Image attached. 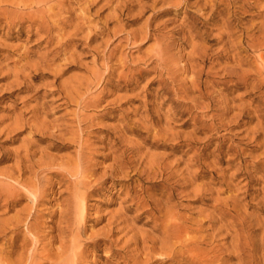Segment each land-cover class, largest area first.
<instances>
[{"label":"rangeland","instance_id":"1","mask_svg":"<svg viewBox=\"0 0 264 264\" xmlns=\"http://www.w3.org/2000/svg\"><path fill=\"white\" fill-rule=\"evenodd\" d=\"M11 1L0 0V264H18L36 239L26 223L40 231L37 264L55 262L62 238L65 263L77 252L79 264H137L126 242L161 236L167 211L191 246L150 264H264V0H63L49 11L52 33ZM160 45L165 67L153 63ZM78 181L86 222L71 229L86 227L81 240L63 231V212L79 213Z\"/></svg>","mask_w":264,"mask_h":264},{"label":"bare ground","instance_id":"2","mask_svg":"<svg viewBox=\"0 0 264 264\" xmlns=\"http://www.w3.org/2000/svg\"><path fill=\"white\" fill-rule=\"evenodd\" d=\"M6 1V0H5ZM233 1H240V0H230V2H233ZM8 2H10V1H7V3ZM12 3V5H17L19 8L22 6L23 8H24V11L23 10H21V9H19V10H17V9H15L14 8V6H11L12 8H14V10L16 11L15 13L16 14H22V15H25V16H28V18L30 19V21H35L36 22V24L37 23H39L40 24V26H41V28L43 29V31L45 30L46 32H51L55 27V25H52L51 23H50V20L49 19H51V18H53V16L51 17L50 15H48V14H50L51 12H49L51 9H53L55 6H61L62 4H64L63 2V0H12L11 1ZM212 2H214L213 0H211V3ZM237 3V2H236ZM215 5V4H214ZM17 6H15V7H17ZM63 6V5H62ZM10 7V6H9ZM9 8L8 7H3V8H0V12L1 11H7ZM11 10V9H10ZM21 10V11H20ZM52 11V10H51ZM3 13V12H2ZM4 14V13H3ZM24 16V17H25ZM62 16V15H61ZM16 17V16H15ZM51 17V18H50ZM55 17V16H54ZM60 18V17H59ZM1 20V19H0ZM66 21V20H65ZM35 22H32V24L33 23H35ZM55 23V22H54ZM62 23H64V21H62ZM228 24H226L225 26H227ZM229 27H230V25H228ZM228 28V27H227ZM227 28H225L224 27V30L225 29H227ZM231 29V27L228 29V30H230ZM227 30H225L224 31V35H225V32H226ZM229 32V31H228ZM48 33V34H49ZM52 33V32H51ZM247 33H248V31H247ZM230 33H228V34H226V35H228V36H230L229 35ZM245 34V33H244ZM56 35V34H55ZM223 35V36H224ZM49 36V35H48ZM51 36V35H50ZM222 35H221V37H223ZM232 36V35H231ZM230 36V37H231ZM234 36V35H233ZM242 36H243V34H242ZM241 36V37H242ZM229 37V38H230ZM235 37V36H234ZM234 37L232 38L233 40H234ZM226 38H227V36H226ZM229 38L227 39V40H229ZM236 38H238V36L236 37ZM235 38V39H236ZM239 38H240V36H239ZM245 38V37H244ZM221 39H223V38H221ZM225 39V38H224ZM232 39H231V41H232ZM242 39H243V37H242ZM220 40V39H219ZM238 40V39H237ZM236 40V41H237ZM252 40H254V39H252ZM231 41H226V42H228L229 44L231 43ZM221 42H223V40H221ZM228 43H227V48L229 47V45H228ZM233 43V42H232ZM240 43H241V41H240ZM223 44V46H225L224 45V42L222 43ZM226 44V43H225ZM236 44H237V42H236ZM253 44V43H252ZM163 45H165V43L164 44H162V46ZM234 45V44H233ZM232 45V46H233ZM238 45V44H237ZM242 45V44H241ZM241 45H240V47H241ZM161 45H160V48H158V50H156L155 52V54H156V61L154 60V62L153 63H155V65H156V67L157 66H162L163 64H165L164 63V61H167L166 59H164L163 60V56H164V49H162L161 47H162ZM239 46V45H238ZM253 46V45H252ZM234 47H237V46H234ZM251 47V46H250ZM255 47V46H254ZM253 47V48H254ZM163 48H164V46H163ZM224 48V47H223ZM230 48H231V46H230ZM233 48V47H232ZM252 48V49H253ZM237 49H241V48H238L237 47ZM255 49V48H254ZM227 51H228V49H226ZM242 50V49H241ZM241 50H239V51H241ZM245 50V49H244ZM244 50H242V51H244ZM247 50V49H246ZM245 50V51H246ZM233 52H236V50H232ZM231 51V52H232ZM255 51V50H254ZM220 52V51H219ZM230 52V51H229ZM237 52H238V50H237ZM222 53V52H221ZM221 53H220V56H221ZM239 54V53H238ZM166 55V54H165ZM235 55H237V54H235ZM241 55H242V53H241ZM241 55L239 56V55H237V56H239V57H241ZM203 56H205V54L203 55ZM203 56H202V58H203ZM219 56V57H220ZM223 56V55H222ZM165 57V56H164ZM218 57V58H219ZM227 56H225V58H226ZM235 57V56H234ZM155 58V57H154ZM201 57H199V59H200ZM201 58V59H202ZM205 58V57H204ZM203 58V59H204ZM207 58V57H206ZM224 58V59H225ZM228 58V57H227ZM198 59V60H199ZM220 59V58H219ZM223 59V58H222ZM236 59V58H235ZM197 60V59H196ZM237 60V59H236ZM241 60H243V58H241ZM240 60V61H241ZM204 61H206V60H204ZM239 61V62H240ZM244 61V60H243ZM237 62H238V60H237ZM238 62V63H239ZM210 63V62H209ZM243 64H244V62H242ZM240 64V63H239ZM200 65H201V63H200ZM164 66V65H163ZM165 66H167L166 64H165ZM164 66V67H165ZM242 66V65H241ZM155 67V66H154ZM155 67V68H156ZM164 67H162V68H164ZM155 68H154V70H155ZM199 68H200V66H199ZM202 68V67H201ZM159 69V68H158ZM165 69V68H164ZM156 70H157V68H156ZM156 70H155V72H156ZM264 70V69H263ZM202 71H203V69H202ZM261 71L262 70H260V73H261ZM257 72H258V69H257ZM196 74H197V72H195ZM200 74L202 73L201 71L199 72ZM259 73V72H258ZM263 73V72H262ZM195 74V75H196ZM199 74V75H200ZM198 75V76H199ZM208 75V74H207ZM259 75V74H258ZM261 75V74H260ZM263 75V74H262ZM201 76V75H200ZM196 78H197V76H195ZM202 77V76H201ZM198 79V78H197ZM240 79V78H239ZM196 81V80H195ZM195 81H193V82H195ZM199 81H201V79L199 80ZM198 81V82H199ZM196 83V82H195ZM200 83V82H199ZM203 83V82H202ZM197 84V83H196ZM196 84H193V85H195V86H193V85H191L192 87H194L195 88V90H196ZM201 84V83H200ZM223 84V83H222ZM237 84V83H236ZM198 85V84H197ZM199 86V85H198ZM238 86V85H237ZM191 87V88H192ZM236 87V86H235ZM199 88H201V85L199 86ZM199 88L197 89V90H199ZM193 89V88H192ZM195 90H194V92H195ZM75 98V97H74ZM196 103V102H195ZM197 105V104H196ZM194 107H196L195 105H194ZM27 114V113H26ZM17 122H19V121H17ZM261 126V125H260ZM159 135H160V133H159ZM158 135V136H159ZM162 137V135L159 137V138H161ZM167 137V136H166ZM164 138V136H163V138H164V140L165 139H167V138ZM156 138V137H155ZM158 138V139H159ZM162 138V139H163ZM161 139V140H162ZM129 149V148H128ZM127 150V149H126ZM134 150V149H133ZM25 152V151H24ZM127 152V151H126ZM128 152H129V150H128ZM134 152V151H133ZM132 152V153H133ZM125 155V153L124 154H122V155H120L119 154V156H117V158H116V163H118V162H120V161H123L124 160V156ZM25 158V157H24ZM84 158V157H83ZM126 158V157H125ZM26 159V158H25ZM142 160L143 159H140V161H141V164H142ZM78 161V160H77ZM125 161V160H124ZM123 161V162H124ZM137 161V163H139L138 162V160H136ZM122 162V163H123ZM126 162V161H125ZM132 162V161H131ZM134 162H135V160H134ZM115 163V164H116ZM121 163V162H120ZM128 163V162H127ZM152 163V162H151ZM151 163H149V165H147L148 167L151 165ZM17 164V163H16ZM132 164V163H131ZM136 164V163H135ZM153 164V163H152ZM155 164V163H154ZM199 164V163H198ZM19 165H20V170L18 169V173H19V176H21L25 171V169L23 168V166H22V164L21 163H19ZM140 164H138V167H140L139 166ZM143 165V164H142ZM114 166V165H113ZM115 166H117V165H115ZM131 166V165H130ZM136 168H137V166L136 165H134ZM146 166V167H147ZM152 167H155V166H151V167H149L150 168V170H152ZM17 168V167H16ZM77 169L78 168H76V170H74V172L76 173V172H78L77 171ZM112 169H114V167H112ZM133 169V168H132ZM161 169V168H160ZM32 170V169H31ZM115 170V169H114ZM114 170H112V171H114ZM133 170H135V169H133ZM137 170V169H136ZM135 170V171H136ZM144 170V169H143ZM147 170V169H146ZM149 170V171H150ZM62 171H63V169H62ZM67 171L69 172V173H71L72 171L70 170V169H67ZM120 171H121V169H120ZM134 171V172H135ZM141 171V170H140ZM139 171V172H140ZM64 172V171H63ZM122 172V171H121ZM153 173H154V171H152ZM147 173V172H146ZM146 173H144V175H143V172L141 173L143 176H145V174ZM59 174V173H58ZM57 174V175H58ZM72 174V173H71ZM137 175V174H135L134 173V175L135 176H132L131 178H130V180H131V182H132V186L133 185H135V184H137L138 186H140V187H143V186H141V181H142V178H141V176L142 175ZM156 174V173H155ZM154 174V175H155ZM61 175H63V176H65L64 174H61ZM149 175V174H148ZM193 175V174H192ZM195 175H197V174H195ZM193 176L192 177V179L195 177V179H196V176ZM14 175H11L10 174V176L8 177V179H10V180H13V179H11V178H14L13 177ZM56 176V175H55ZM142 176V177H143ZM56 177H58V176H56ZM74 177V176H73ZM127 177H128V173H127ZM151 177V174L149 175V177H147V179L148 178H150ZM198 177V176H197ZM19 178V177H18ZM59 178V177H58ZM63 178V177H62ZM152 178V177H151ZM146 179V178H145ZM70 180V179H69ZM149 181H150V179H148ZM20 181L21 180H18V179H15V182H17L18 184H20ZM62 181H63V179H62ZM190 181H192V180H190ZM189 181V182H190ZM44 182V181H43ZM83 182V181H82ZM87 182V181H86ZM143 182V181H142ZM25 183V182H24ZM76 183V185H75V190L73 191V194L75 193L77 196H76V198L78 199L79 197L78 196H82V199H81V201H80V203H78V209H79V213H77L76 212V210H75V212L77 213H75L74 211L72 212V210H74L73 209V207L74 206H71L70 205V209H71V207H72V210H70V212H69V210H67V211H65V212H63V214H64V219L66 220L65 221V224L67 225V227L63 230V231H68V232H70L71 231V235L72 236H74V238L75 239H79V237L80 236H82V233L84 232V231H86V227H78V228H76V229H71V227H73L72 226V224L75 222L76 223V220H78L77 218H79L80 219V221L81 222H83L84 220H85V218H86V211H87V203H86V201H87V197L86 196H84V194H82L81 193V188L79 187L81 184H79V181L78 182H75ZM192 183V182H191ZM190 183V184H191ZM83 184H84V182H83ZM144 184V183H143ZM192 186H194V185H196L195 184V182H194V184H191ZM24 186V185H23ZM185 186H186V184H185ZM189 186V185H188ZM187 186V187H188ZM197 186V185H196ZM14 187V186H13ZM191 187V186H190ZM200 186H198L197 188H199ZM25 188H27L26 186H25ZM146 188V187H145ZM172 188V187H171ZM183 188V187H182ZM194 189H195V191L197 192V194H199L198 193V191L196 190V187H193ZM28 189V188H27ZM168 189V188H167ZM186 189V188H185ZM191 189V188H190ZM153 190V189H152ZM181 190V189H180ZM201 191H202V189H200ZM90 191V190H89ZM143 191H145V190H143V188H141V190L139 191V192H143ZM146 191H147V189H146ZM146 191H145V193H146ZM173 191V190H172ZM179 191V190H178ZM182 191V190H181ZM193 192H194V190H192ZM191 191V192H192ZM5 192H8L7 194V196H8V198H7V205H6V208H11V206H13L16 202L15 201H11V198H12V196L14 195L13 193H12V191H11V188H9V190H5ZM28 192H31V194H32V197H34V205L35 204H37V205H39L40 204V199H41V197H40V195H44V192L42 191V190H40V192H38V191H36L35 189H34V187H33V185L32 186H29V191ZM139 192H138V195H139ZM175 192H177V191H175ZM190 192V193H191ZM196 192H195V194L193 193H191L193 196L195 195L196 196ZM3 193V192H2ZM95 193V192H94ZM148 193V192H147ZM171 193V192H170ZM182 193H184V192H182ZM173 194H175L174 192H173ZM16 195H18V194H16ZM146 195V194H145ZM170 195V194H169ZM190 195V194H189ZM165 196V195H164ZM191 196V195H190ZM73 197V200H74V196H72ZM89 197V196H88ZM139 197V196H138ZM151 196H149V198H150ZM171 196H169V198H170ZM16 198V197H15ZM140 198V197H139ZM168 198V199H169ZM10 199V200H9ZM13 199V198H12ZM135 199V198H134ZM151 199V198H150ZM167 199V200H168ZM171 200H173L172 198H170ZM169 199V200H170ZM141 200H143L144 201V199H141ZM77 202H78V200H76ZM151 201V200H150ZM44 202V201H43ZM172 201H169L167 204H169V203H171ZM71 203H73L72 205H74V202H71ZM142 203V202H141ZM144 203V202H143ZM142 203V204H143ZM158 204H160L159 202H158ZM158 204H157V202H156V205L158 206ZM166 204V205H167ZM140 205V204H139ZM145 204H143V206H144ZM160 205H163L162 203L160 204ZM173 204H171V206H172ZM146 206V205H145ZM147 206H148V204H147ZM156 206V207H157ZM163 206H165V205H163ZM162 206V207H163ZM173 206H175V205H173ZM172 206V207H173ZM2 207V206H1ZM169 207H170V205H169ZM171 207V208H172ZM215 207V206H214ZM76 208V207H75ZM76 208V209H77ZM173 208H176L177 209V207H173ZM218 208V207H217ZM35 209V208H34ZM152 209V208H151ZM164 209H165V207H164ZM156 212H159V214L163 211L161 208L160 209H154ZM162 210V211H161ZM166 210V209H165ZM164 210V211H165ZM167 210H170V211H172L170 208L168 209L167 208ZM216 210V209H215ZM218 210V209H217ZM72 212V213H71ZM166 212V211H165ZM174 212V211H173ZM221 212V211H220ZM222 212H224V211H222ZM164 213V212H163ZM32 213H30V215H31ZM171 214V215H170ZM174 214H175V212H174ZM30 215H29V217H30ZM176 216L174 217V216H172V213H170L169 211H167L166 212V214L165 215H163L162 216V214L161 215H159V216H157V220H160V221H166L167 223L164 225V222H162V224H163V227H162V230H160L159 229V227H154V232L156 233V232H158L161 236H154V235H152V234H150L151 236H136V235H132V237L129 239V241H127L126 242V244H125V248H127V249H129L131 246H137V248L135 249V250H132L131 252H137V254H135L136 255V257H138V259L136 258L135 259V257L133 258V257H131V259H132V261L133 260H135L136 261V263L137 264H150V261L153 259V258H155V260H156V256L158 255V256H164V259H165V256H169V255H166L167 254V252L166 251H168V252H170L171 251V253H176V255H177V258L179 257V259L180 258H185V256L187 255L186 254V249L188 248V246H191V244H188V246H187V248H186V245L184 244V237H185V235L187 234V233H189L188 232V230H187V232H185V230H186V228H183L184 226L186 227V225L185 224H183L184 226L182 227L181 225H182V223L184 222L183 220H181L182 221V223H181V221L179 222V223H181V225L179 224V223H176L175 222V220L177 221V214H175ZM180 215V214H179ZM225 215V214H224ZM181 216V215H180ZM223 216V215H222ZM220 217L221 219L223 218V217ZM28 217V218H29ZM62 217V216H61ZM60 217V218H61ZM225 217V216H224ZM155 218V217H154ZM219 218V219H220ZM187 219V218H186ZM224 219V218H223ZM22 220V219H21ZM27 220V219H26ZM79 221V220H78ZM77 221V222H78ZM79 221V222H80ZM221 221V220H220ZM63 222V221H62ZM85 222H86V220H85ZM178 222V221H177ZM8 223H10V222H8ZM190 223V222H189ZM20 224H21V222L19 221V222H16V223H13L12 224V227H13V234L15 233H17V231L21 228L20 227ZM192 224H194V221H193V223ZM134 225V224H133ZM132 225V226H133ZM195 225V224H194ZM11 226V225H10ZM10 226H8V227H4V230H2L1 232L2 233H6L7 232V230H11L10 228ZM131 226V225H130ZM159 226H162V225H159ZM187 226H188V224H187ZM1 227V226H0ZM25 227L27 228V231H28V233H30V234H32V238H33V236L36 238L35 240L33 239V240H29L28 241V238H27V240H25V245H23L22 246V255H21V257H20V259H18V261H19V263L20 264H37V261H36V259H37V257L38 256H40V254H38V248H37V243L39 242V240H40V231H39V229L37 228V226L36 225H34V224H31V223H26L25 224ZM23 228V227H22ZM114 228V227H113ZM133 228V227H132ZM131 228V229H132ZM134 228H135V226H134ZM188 228H190L189 226H188ZM62 229H63V227H62ZM109 229V228H108ZM191 229V228H190ZM233 229H234V227H233ZM191 230H193V229H191ZM195 230V229H194ZM230 231L232 230V229H229ZM228 230V231H229ZM190 231V230H189ZM235 231V230H234ZM20 232V231H19ZM105 232V231H104ZM193 232H196L197 233V230L196 231H193ZM63 233V232H62ZM66 233V232H65ZM136 233H138V232H136ZM143 232H141L140 234H142ZM150 233V232H149ZM152 233V232H151ZM186 233V234H185ZM191 233V232H190ZM10 234V233H9ZM67 234V233H66ZM69 234V233H68ZM109 234V233H108ZM139 234V235H140ZM144 234V233H143ZM142 234V235H143ZM19 235V234H18ZM189 235V234H188ZM14 236V235H13ZM31 236V235H30ZM42 236V235H41ZM108 236V235H107ZM77 237V238H76ZM62 238V237H61ZM84 238V237H83ZM110 238V236H108V239ZM13 239V238H12ZM19 239V238H18ZM67 239V238H66ZM97 239H98V237H97ZM103 239V238H102ZM108 239L107 240H105V241H108ZM195 239V238H194ZM80 240H81V237H80ZM89 240V239H88ZM187 240V239H186ZM61 246L58 248V257H57V259L55 260V262L54 263H51L49 260H47L48 258H50V255H48L46 258V260H45V258H44V260H45V263H43V264H71V261L69 260V258L71 257H69L68 258V260H67V262L65 263V260H66V256H65V254L68 252V255H69V251L67 250V251H65V247H66V244H67V241H65V240H63V238L61 239ZM69 241H71V240H69ZM75 241V240H74ZM99 241H100V239H99ZM98 241V242H99ZM112 241V240H111ZM187 241H189V240H187ZM192 242H194L193 240H191ZM191 241H189V242H191ZM86 242V241H85ZM96 242V241H95ZM55 243V242H54ZM71 243H72V241H71ZM74 243V242H73ZM79 244H80V242H78ZM113 243V242H112ZM185 243H188V242H185ZM195 243V242H194ZM233 243V242H232ZM88 244V243H87ZM92 244V243H91ZM93 244H95V243H93ZM107 244V243H106ZM172 244V246H173V248L176 250V252H175V250H173V248L171 249L170 247H172V246H170ZM193 244V243H192ZM15 245L17 246V244L15 243L14 244V242H13V244H11V246L10 247H15ZM30 245H32V247L30 248V250H28L27 251V248H28V246H30ZM75 245H77V242L75 241ZM75 245H74V247H75ZM81 245V244H80ZM160 246V247H157V246ZM196 245V244H195ZM194 244L192 245V247L193 246H195ZM20 247H21V245H20ZM138 248H139V250H138ZM14 249V248H13ZM189 249H190V247H189ZM2 250V249H1ZM76 250V249H75ZM193 250V249H192ZM124 251V250H123ZM187 251H189V250H187ZM3 252V255L5 254V252L4 251H2ZM29 252V253H28ZM128 252V251H127ZM166 252V253H165ZM8 253V252H7ZM6 253V254H7ZM10 253V252H9ZM8 253V254H9ZM40 253V252H39ZM42 253V252H41ZM126 252H124V254H125ZM71 254V253H70ZM74 254V253H73ZM114 254V253H113ZM165 254V255H164ZM186 254V255H185ZM118 255V254H117ZM127 255V254H126ZM185 255V256H184ZM18 256V255H17ZM42 256H43V254H42ZM131 256H132V254H131ZM141 256H143L144 258H142L141 259V261H142V263L140 262V260H139V257L141 258ZM173 256V255H172ZM174 256H175V254H174ZM45 257V256H44ZM65 257V258H64ZM128 257V256H127ZM176 257V256H175ZM1 258V257H0ZM55 258V257H54ZM73 260V262H72V264H79V262L77 261V258H78V253L77 252H75V254L71 257ZM120 258V257H119ZM169 258V257H168ZM4 260V258H2V259H0V261H3ZM39 260L41 261V258H39ZM137 260H139V262H137ZM17 261V262H18ZM43 261V260H42ZM49 261V262H48ZM154 262V261H153ZM18 263V264H19ZM38 263H40V262H38ZM181 263V262H180ZM5 264V263H4Z\"/></svg>","mask_w":264,"mask_h":264}]
</instances>
